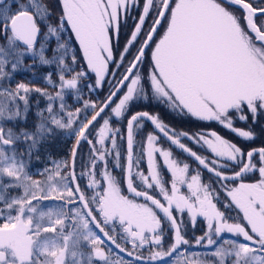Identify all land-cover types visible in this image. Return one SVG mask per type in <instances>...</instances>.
<instances>
[{
  "label": "snow or ice",
  "instance_id": "obj_1",
  "mask_svg": "<svg viewBox=\"0 0 264 264\" xmlns=\"http://www.w3.org/2000/svg\"><path fill=\"white\" fill-rule=\"evenodd\" d=\"M49 3L0 0V264H264V146L244 150L214 130L177 133L158 114L129 115L133 104L156 101L254 141L252 128L234 122L264 118V0H57L54 23ZM149 49L151 70L144 72ZM37 62L55 66L56 80L51 72L43 77L54 94L30 82L5 86ZM105 83L103 99L83 98V87L99 95ZM33 92L48 102L37 108L34 128L6 127L27 120ZM68 94L82 107L71 110ZM124 121L126 136L113 126ZM145 122L153 130L138 142ZM59 131L74 138L70 162L53 160L38 173L44 180L33 179V157L39 161L41 145ZM161 135L168 149L158 146ZM118 141L125 142L123 156ZM82 143L88 155L77 172ZM173 147L197 163L193 174ZM157 156L171 175L170 189ZM145 158L147 174L140 168ZM200 169L215 181L203 183ZM252 173L259 179L244 182ZM125 182L129 195L122 193ZM221 192L224 207L238 209L243 222L230 223L217 208ZM185 212L193 225L198 217L207 221L194 242L183 234ZM223 233L233 238L218 244ZM194 246L213 250L189 252Z\"/></svg>",
  "mask_w": 264,
  "mask_h": 264
},
{
  "label": "rangeland",
  "instance_id": "obj_2",
  "mask_svg": "<svg viewBox=\"0 0 264 264\" xmlns=\"http://www.w3.org/2000/svg\"><path fill=\"white\" fill-rule=\"evenodd\" d=\"M56 8H57L58 14H59L60 8H59V5L57 3V0H56ZM136 14H137L136 11L133 10L131 15H132V17H135ZM132 26H133V20L130 18L128 20V27L126 29H124V35H123L124 39L126 38L128 32L132 28ZM163 31H164V28L161 27L159 29L157 36H156L157 40L159 39V36L163 33ZM152 47H154V44L152 45ZM76 51L78 54L77 56L81 57L80 64L84 65L85 62L82 60V53L79 51V48H77ZM150 53H151V49L148 50V57L146 58L145 63L142 65V70L144 72H148L151 70V68H150ZM28 64H32V61L29 62ZM37 66H40V65L38 63L35 65L33 64L31 71H27V72L25 71L26 73L24 72V70H21L22 72L17 71L19 74H21V76H23V78L25 80L22 81L21 79H17L13 84H11V85L8 84L9 87L14 88L17 82H25V83L30 82L31 87H40V88L46 89L48 92H51L52 94H54L56 89L47 85L43 79L44 75H46L47 73L46 72H42V74L36 73ZM33 79H37L40 82H38L37 84H34V83H32ZM56 79L57 78L53 77V80H56ZM86 83H88V82L86 81L85 84ZM108 89H109V85L107 83H105L104 87L102 89L98 90L99 95H97L96 93H89L87 87H83L82 88L83 98L84 99H91L93 101H98V100L104 98V96L108 92ZM29 98L33 99L30 96H29ZM30 99H29L30 109L28 112V117H30V118H29L28 126L30 125V126L34 127L35 123H36V119H34L33 112L31 111V107L35 108V106H34L35 104H34V102H30ZM70 100H71V102H70ZM67 102H68V105L70 106L71 110H74L76 107H82V101L81 102L75 101L71 94L66 95V103ZM71 105H72V107H71ZM140 108H142V109H140ZM147 108H152L153 110L148 111V112L152 113V114H158L160 116V118L162 119V121L166 125H168L172 130L176 131L177 133L183 132V133L192 134V133H198L201 131L209 132V131L214 130L222 138H225V139L237 144L239 147L243 148L244 150H248V149H252V148H259V147L264 146V118H261L260 121L255 125L252 124L251 118H249V120L246 123L241 122L239 120H236L234 122L235 127L239 128V129L252 128L255 131V133L257 134L256 139L254 141L244 142L240 138H238L235 134H233L232 132L228 131L227 129L223 128L222 126H220L219 124H217L215 122L200 121L196 118L184 116L178 112L172 111L166 104L158 103L156 101H152L151 103L142 101V102H137V103L133 104L132 108H131V112L129 113V115L131 113L143 111L144 109H147ZM144 111H147V110H144ZM192 120H195V123L192 122ZM4 123H5L6 127H13L17 131L20 128H23L22 126H24L23 123L19 122V120L16 122L6 121ZM113 126L119 127L121 133L126 136V121H124L123 123H120V124L114 123ZM152 130H153L152 126L150 124H148L147 122H145L144 128L137 133L136 140L138 142L144 141L147 133L152 131ZM183 142L186 143V145L188 147L193 148V150L197 151L199 154H202L205 156L209 155L208 152L202 151L198 146L193 145L191 142H189L187 140H183ZM118 143H120L122 145V156H123L124 155V148L126 147L125 142L124 141H118ZM73 146H74V142H73L72 148H73ZM158 146L165 148V149H168L170 147V144L166 140H164V138L161 135ZM17 147L20 148V145L18 144ZM88 149H89V146L87 144H84V143H82L80 148L78 149L77 158H76L77 172L80 171L81 157H83L85 160L87 159ZM172 151H173L174 156L177 157L179 160L189 163V165H190L189 175L193 174L194 170H197L198 165L194 160L187 157L185 154H182L180 151H178L174 147L172 148ZM157 159H158L159 164H160V170L162 172L163 178L165 181H168V183L166 184V187H168L170 189L171 175L167 171V169L163 167L162 160L159 158V156H157ZM63 160L70 162L71 154L68 158H65ZM123 162L124 161L122 159V163ZM33 163L34 162L32 160L27 171L32 175L33 179L44 180L43 177L41 178V175H38V173L42 172L44 170V168L42 170H39L40 168L33 167ZM109 167L111 168V165H109ZM140 168H141V170H143L147 174L146 158L140 164ZM200 171H201V177H202L203 183H209L210 181H215V177L211 176L206 170L200 169ZM114 174L117 175L118 177H122L124 175L119 169L115 170ZM258 179H259L258 173H252V174H249L248 176L245 177L244 182L254 183ZM5 183H7V180H5ZM80 183H81V186L83 187L85 181L81 180ZM213 187L218 188V185L213 183ZM121 189H122V193L124 195H129L127 193V189H126V182L121 184ZM18 191L19 190H16L15 192L10 191V194L18 195L19 194ZM181 191L183 193L187 194L186 187H182ZM158 198H161V197L158 196ZM214 202L217 204V208L220 211L224 212L226 217H229L230 223L231 222H243L242 221V213L239 212L238 209H236L234 206L232 208H225L224 207L226 200H225V194L223 192H221L219 200L214 201ZM51 203L52 202H45V205L46 206L51 205ZM174 214H176L178 216L181 215L178 213H174ZM182 218H183V222H184L183 223V234L185 235V237L189 241L194 242V239L196 237L203 235L207 231V221L204 220L203 217H198L196 222H195V225H193L190 222L189 216L186 212L184 214H182ZM172 235L173 234L171 231L167 232V237L165 239V246H167V244L171 242ZM232 238L233 237L231 236V234L223 233L221 238L218 240V244L220 242H222V240H224V239H232ZM212 250L213 249L201 248V247H195L194 246V247H191L189 249V252H197V253L203 254V253H210ZM114 251H116V250L114 249ZM145 255H147V252H145ZM208 259H209V261H211L212 258L209 256Z\"/></svg>",
  "mask_w": 264,
  "mask_h": 264
},
{
  "label": "trees",
  "instance_id": "obj_3",
  "mask_svg": "<svg viewBox=\"0 0 264 264\" xmlns=\"http://www.w3.org/2000/svg\"><path fill=\"white\" fill-rule=\"evenodd\" d=\"M49 7L52 10L53 21H55V18L58 15V10L56 8V0H50ZM75 47H76V49L78 48L76 44H75ZM76 54H77V51H76ZM31 61H32L31 59L26 58L24 63H25V65H27ZM36 69H37L36 73L42 74V72H46V73H50L51 72V73H53V77L57 78L55 66L49 67V66H41L40 65V66H37ZM25 71L27 72V70H24V72ZM19 72H22V71H19ZM17 79H21L22 81L25 80L23 78V76H21V74L16 72V73H14L13 79L10 82V84L7 81H5L4 84H5V86L7 85L9 87V85L13 84ZM38 82H40V81L37 80V79H33V81H32V83H34V84H37ZM30 97L33 98V99L29 98L30 102H34V104H35L34 105L35 108L31 107V111L33 112L34 119H36V121H37V116H36L37 108L39 107L40 109H44L48 102L43 96H41L40 94L35 93V92L31 93ZM65 99H66V97H65ZM37 101L39 102L38 104H37ZM70 102H71V100H70ZM20 103H21V106H22V102H20ZM57 104H58V102H57ZM67 104H68V102H67ZM72 105H71V107H72ZM140 109H142V108H140ZM144 110L151 111L153 109L152 108H147V109H144ZM29 118L30 117H28V115H27V120L26 121H20L19 120V122L24 124V126H22L23 128L31 130L34 127H32L30 125L28 126ZM192 122L195 123V120H192ZM73 142H74V138L71 136L70 133H65L64 131L57 132V134L54 137L49 138V141H47V142H45L44 144L41 145L40 152H39V155H40L41 159L39 161H37L35 159V157H33V159H32L33 162H34L33 163V167L40 168L39 170H42L43 168L45 169V168L54 167L53 160L55 161V163H60V162L64 161L63 159L68 158L70 156V154H71V149H72ZM19 145H20V149H22L23 146H24L23 144H19ZM47 153L51 154L50 157L46 155ZM42 177H43V179H45V176L41 175V178ZM15 191L16 190H11V192H15ZM18 193H19V191H18Z\"/></svg>",
  "mask_w": 264,
  "mask_h": 264
},
{
  "label": "flooded vegetation",
  "instance_id": "obj_4",
  "mask_svg": "<svg viewBox=\"0 0 264 264\" xmlns=\"http://www.w3.org/2000/svg\"><path fill=\"white\" fill-rule=\"evenodd\" d=\"M55 21H53V23H54ZM128 27V24H127V26L126 27H122L121 28V32H120V44L121 45H123V42H124V29H126ZM75 44L77 45V47L79 48V45H78V42H75Z\"/></svg>",
  "mask_w": 264,
  "mask_h": 264
}]
</instances>
